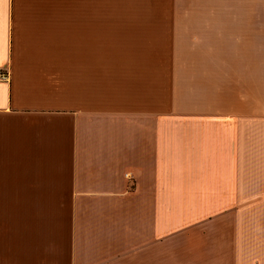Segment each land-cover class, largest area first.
<instances>
[{
  "label": "crops",
  "instance_id": "0c3cea01",
  "mask_svg": "<svg viewBox=\"0 0 264 264\" xmlns=\"http://www.w3.org/2000/svg\"><path fill=\"white\" fill-rule=\"evenodd\" d=\"M0 264H264V0H0Z\"/></svg>",
  "mask_w": 264,
  "mask_h": 264
},
{
  "label": "built area",
  "instance_id": "2783aa9c",
  "mask_svg": "<svg viewBox=\"0 0 264 264\" xmlns=\"http://www.w3.org/2000/svg\"><path fill=\"white\" fill-rule=\"evenodd\" d=\"M9 75L8 72L1 70L0 68V81H8Z\"/></svg>",
  "mask_w": 264,
  "mask_h": 264
}]
</instances>
